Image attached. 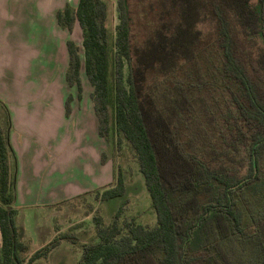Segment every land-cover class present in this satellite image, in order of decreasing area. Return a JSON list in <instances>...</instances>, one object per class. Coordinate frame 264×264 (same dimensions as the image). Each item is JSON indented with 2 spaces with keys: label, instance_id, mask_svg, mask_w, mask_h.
Instances as JSON below:
<instances>
[{
  "label": "trees",
  "instance_id": "16d2710c",
  "mask_svg": "<svg viewBox=\"0 0 264 264\" xmlns=\"http://www.w3.org/2000/svg\"><path fill=\"white\" fill-rule=\"evenodd\" d=\"M116 6L114 31L107 0L56 11L61 27L81 28L80 45L66 40L65 81L81 98L83 69L98 134L132 150L156 223H120L121 208L107 225L95 216L97 240L77 264H264V0L258 10L249 0ZM8 124L0 104V264H24ZM121 175L101 199L124 194Z\"/></svg>",
  "mask_w": 264,
  "mask_h": 264
},
{
  "label": "rangeland",
  "instance_id": "374dc122",
  "mask_svg": "<svg viewBox=\"0 0 264 264\" xmlns=\"http://www.w3.org/2000/svg\"><path fill=\"white\" fill-rule=\"evenodd\" d=\"M250 2L255 6L258 4L257 0H250ZM107 4L108 12L106 24L111 31H114L115 25L118 22L116 0H107ZM135 29L139 30V25L136 24ZM256 40L259 45L264 48V38L262 36H257ZM9 47V43L3 41L0 36V104L5 106L8 113V139L9 130L13 126L10 112L12 110L13 113L17 108H22L23 110H19V115L15 117L19 122V127L15 130L18 141L23 143L24 139L26 140L25 144H27L33 140L35 143L42 144L52 135L54 137L59 135L56 133V130L61 129L62 131L60 126L66 125L61 110L60 113L57 112V106L54 103L57 98L55 97V101L52 102V104H55V109H53L51 120L42 127L39 133L36 130H39L43 124L36 125L35 119L38 116L36 114L31 115L28 109H32L36 104H39L41 107L47 106L50 103L47 94H49V96L50 94L56 96L58 94V85L57 83L47 81H42V83L36 82L30 74V67L19 66V62H15V53L12 52ZM83 81H85V79H83ZM82 83L83 82H81V84ZM86 84V82L85 84L83 83L82 92L85 91ZM63 111L65 116L70 113L71 100L69 113L65 114L64 104L62 106V113ZM26 119H28V122H26ZM66 136L64 135V131L60 133V140L64 143L61 150L67 147L69 138L67 134ZM105 148L104 152L107 157L102 161L107 162V166L106 168L105 166L102 168L107 169L108 177L106 178L107 174L103 172V183L97 186V188L101 189L114 182V162L116 161V163L122 166L121 176L125 184V192L123 195L102 201L95 200L94 195L96 187H93V189H87L81 192L77 190L78 192L72 193L67 197L58 198L55 195L62 192V189H57L58 186L65 183V191L67 192L69 188H66V183L69 182V172L60 169L55 170L53 174L60 179L51 186L55 195L52 192V194H47L45 191L41 193H31L25 196V200H28L26 203L23 204L21 201L23 200L22 197H20V200L16 202V204L13 203L16 210L15 224L18 235L20 240L27 245L26 249L22 251L24 264H77L81 254V243L95 238V229L97 225L93 221V216L98 213L102 216L105 224L109 223L114 213L123 202H125V204L121 205L123 213L119 218L121 223L124 220H132L144 225L151 226L155 224L156 214L151 206L143 176L137 168L131 149L124 140L121 141L120 147L118 150H115V152L113 151L111 143L107 144ZM11 158L12 156H9L10 162ZM49 162L46 163V165L49 164ZM14 163L15 162H13V164ZM118 164H116V166H118ZM47 169L48 166L43 168L41 174H39V172L37 173L40 183L42 184L43 182V185H41L43 189H46L44 188L46 180L43 181L42 178L44 176L46 177ZM63 176L64 179H61ZM71 179L76 180L74 177H71ZM72 188L73 191L76 190V187L72 186ZM42 196L51 199L53 197L54 199L48 201L50 199H45ZM65 233L71 238H58ZM52 242L56 243V245L51 247L49 244ZM42 245H48L50 247L48 252L39 259L28 263L26 259Z\"/></svg>",
  "mask_w": 264,
  "mask_h": 264
},
{
  "label": "crops",
  "instance_id": "0c3cea01",
  "mask_svg": "<svg viewBox=\"0 0 264 264\" xmlns=\"http://www.w3.org/2000/svg\"><path fill=\"white\" fill-rule=\"evenodd\" d=\"M76 3L77 0H0V36L3 41L9 43V49L15 53V62H19V66L30 67V74L36 82L47 81L58 85L56 96L47 94L50 100L47 106L41 107L36 104L32 109H28L31 115L38 116L35 119L36 125L43 124L36 131L39 133L42 127L49 123L55 104L57 112L60 113L61 110L66 122V125L60 126L62 131L56 130L59 135L55 137L52 135L43 142L44 144L42 143L43 145L33 140L25 144L24 139L23 143L18 141L15 132L19 127L15 117L19 115V110L23 109L17 108L13 113L11 110L13 126L9 130V143L13 153L11 163L14 172L15 204L20 197L23 198L21 200L23 204L26 203L28 200H25V196L31 193L42 191L47 194L54 193L51 186L60 180L53 175L55 170L69 172V182L66 183V188L69 187L68 192L65 191V183L58 186V190L62 189V192L56 195L54 193L58 198L100 186L103 183V172L108 173L107 169L102 168L103 166L106 168L107 162L101 159L107 143L97 131L98 120L89 98L90 86L83 69L80 75L81 82L87 84L81 98H78L76 88L69 86L65 81L69 57L66 40L70 38L80 45L81 28L77 22L73 24L71 30L61 27L55 13L66 4L75 6ZM68 95H71V111L65 116L64 111L62 113V106ZM55 97L57 100L52 104ZM63 131L65 136L68 135L69 141L67 147L61 150L64 143L60 140V133ZM46 166H48L46 177L42 178L43 181L46 180L44 183L46 189H43L41 186L43 182L40 183L37 173L41 174ZM61 179H64V176ZM72 186L76 187L75 191ZM42 197L50 199L48 201L54 199Z\"/></svg>",
  "mask_w": 264,
  "mask_h": 264
},
{
  "label": "flooded vegetation",
  "instance_id": "af4514ba",
  "mask_svg": "<svg viewBox=\"0 0 264 264\" xmlns=\"http://www.w3.org/2000/svg\"><path fill=\"white\" fill-rule=\"evenodd\" d=\"M250 1V0H249ZM126 2L128 3V5L129 4H132V2H133V0H126ZM251 3V2H250ZM257 6H255L254 4H252L251 3V5L253 6V7H255L257 10L259 9V7H260V4H261V0H257ZM116 5H117V0H116ZM260 36V35H259ZM263 48V47H262ZM119 148V147H118ZM118 148H113V151L115 152V150H118ZM106 149V148H105ZM132 151V150H131ZM103 152H104V150H103ZM132 154H133V152H132ZM114 155V154H113ZM134 158V157H133ZM135 160V159H134ZM114 172H115V174H116V170L118 169V167L122 170V166H121V164H118V163H116V161L114 162ZM116 164H118V166H116ZM114 178H115V180H116V176H114ZM115 180H114V182H112L113 184L115 183ZM112 183H110L109 185H112ZM108 185V186H109ZM97 188V187H96ZM98 189V192H96V189H95V195H94V198H95V200L97 199V200H107V199H101L100 198V196H99V194H100V191L103 189V188H101V189H99V188H97ZM147 191V190H146ZM125 192V191H124ZM97 193H98V195H97ZM148 193V192H147ZM149 195V194H148ZM116 197V196H115ZM113 198V197H112ZM110 199V198H109ZM151 201V200H150ZM123 204H125V202H123L121 205H123ZM119 206L118 207V209L119 208H121V212L119 213V217H118V221H119V218H120V215L123 213L122 212V206ZM152 206V205H151ZM153 208V207H152ZM117 209V210H118ZM117 210H116V212H117ZM116 212L114 213V215H113V218H112V220L114 219V217H115V214H116ZM156 214V213H155ZM97 215H99V216H101L100 214H95L94 216H93V221H94V223H95V219H94V217L95 216H97ZM102 217V216H101ZM111 220V221H112ZM102 221H103V219H102ZM110 221V222H111ZM125 221H128V220H124L123 222H125ZM132 221V220H131ZM109 222V223H110ZM120 222V221H119ZM122 222V223H123ZM135 222V221H134ZM104 223V222H103ZM109 223H104L105 225H107V224H109ZM121 223V222H120ZM137 223V222H136ZM155 223H156V221H155ZM141 224V223H140ZM142 225H144V224H142ZM146 226H150V225H146ZM151 226H153V225H151ZM17 236H18V238L20 239V237H19V235H18V231H17ZM70 236H72V235H70ZM58 238H71V237H68V235H67V233H65L63 236H61V237H58ZM57 240V239H56ZM93 240H97V237H96V229H95V238L94 239H92V240H90V241H93ZM90 241H84V242H82L81 243V252H82V244L83 243H87V242H90ZM24 243V242H23ZM73 243H74V241H73ZM24 244H26V243H24ZM42 246H44V245H42ZM41 246V247H42ZM40 248V247H39ZM81 255V254H80ZM44 256V255H43ZM42 257V256H41ZM40 258V257H39ZM39 258H37V259H39ZM80 258V257H79ZM36 260V259H35ZM79 260V259H78ZM78 262V261H77Z\"/></svg>",
  "mask_w": 264,
  "mask_h": 264
}]
</instances>
